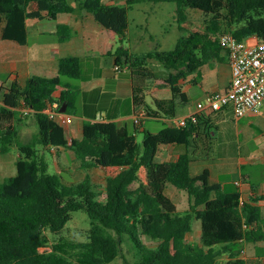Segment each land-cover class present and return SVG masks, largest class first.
Masks as SVG:
<instances>
[{"label": "trees", "instance_id": "16d2710c", "mask_svg": "<svg viewBox=\"0 0 264 264\" xmlns=\"http://www.w3.org/2000/svg\"><path fill=\"white\" fill-rule=\"evenodd\" d=\"M174 2L179 29L185 31L171 50L131 52L124 43L129 28V9L138 2ZM94 14L97 21L119 35V45L110 50L117 70L128 64L134 83V104L140 122L134 128L117 121L87 120L82 138L69 140L62 124L44 111L48 101L58 100L66 112L75 114L80 90L82 60L65 55L55 76L33 74L22 85L14 80L3 93L0 105V151H19L16 172L0 178V264H115L122 249V236L129 235L140 256L125 264H251L242 255L245 242L264 241V216L260 206L244 200L240 190H224L211 180L209 169L193 174L192 162L209 156L210 149L198 153L199 142L206 147L217 125L202 111L186 126L174 118L179 100L186 102L184 83L188 75L215 59L225 49L220 36L232 32L240 39L257 35L264 40V0H126V5L105 0H0L3 36L26 43L27 20L56 18L73 12V3ZM188 8L206 15L193 21ZM58 40L73 35L68 24H59ZM155 59L171 69L166 84L170 97L146 100L147 80L155 77L148 61ZM219 111V110H217ZM33 117L37 130L21 141L20 121ZM145 119L168 124L158 131L146 129L139 142V126ZM205 140V141H204ZM184 144L186 151L176 160L159 161L162 144ZM67 146L74 150L84 169L102 167L105 190L100 191L87 172L79 182H66L64 174L50 172L47 150ZM173 184L187 192L189 209L181 212L168 195ZM88 211L92 228L87 241L47 246L46 233L60 234L73 212ZM202 223L201 242L190 239L193 220ZM141 233L160 242L147 246ZM74 259L68 257L70 252ZM71 254V255H72Z\"/></svg>", "mask_w": 264, "mask_h": 264}, {"label": "crops", "instance_id": "0c3cea01", "mask_svg": "<svg viewBox=\"0 0 264 264\" xmlns=\"http://www.w3.org/2000/svg\"><path fill=\"white\" fill-rule=\"evenodd\" d=\"M108 3L113 4V1ZM73 5L75 6L73 12L59 13L56 18L47 16L42 19H28V38L26 43L4 38L3 24L0 25V105L3 104V93L14 80H18L22 85H25L33 74L55 76L59 73V61L62 56H81V88L76 95V109L78 112L75 114L65 112L73 117L70 123H67L62 116L58 119L64 127L69 140L82 138L84 122L87 120L117 121L121 125H127L126 121L135 120L137 115L134 104L133 78L128 74L130 67L125 64L121 65L117 70L115 57L109 55V51L116 49L120 44L119 35L115 31L102 26L95 19L94 14L87 11L80 4L74 2ZM59 24H68L72 27L73 35L69 39L58 40ZM247 38L252 43L257 41L255 35ZM130 39L131 30L128 28L123 44L131 52H134L129 43ZM221 57L222 59H215L203 65L196 71L197 75L191 74L181 81L182 83H189L190 87L194 83L201 84L202 91L201 93H195L193 101H196V105L191 107L190 110L177 115V118L186 117L195 112L197 103L203 100L208 93L225 90L230 86L232 71L226 49L221 51ZM199 77H202L201 83L199 82ZM183 89L186 92L187 100H192L191 95L193 93L189 94V90L187 91L185 87ZM149 92L151 91L147 88V101ZM162 93L165 94H153V101L155 97L171 96L167 84ZM125 105L126 108H124ZM228 107L230 106L224 107L219 111L206 109L205 113L211 115L215 122L217 115ZM184 109L185 107L182 110ZM236 119L239 120V123L234 129V140L236 141L234 153H228L227 147L224 153L220 155V158H223L220 163L229 167L231 164L234 165V172L239 175V178L234 181L236 189L233 190H240L246 201L260 206L264 216L263 136L260 137L259 141L261 142L259 144L256 143L255 148L247 143V139H250L248 132H253V125L264 129V104L258 112H250L246 116L242 118L236 117ZM34 126L36 127L35 120ZM141 129L145 131L147 128L142 126ZM158 131L160 130H154L153 132ZM243 131L244 135L242 137ZM48 150L51 152L59 151L60 161L67 168L73 167V163H75L86 174L87 172L91 174L95 169L104 171L102 167L84 169L81 161L70 147L61 146L60 150L52 147ZM185 151L186 146L184 144H162L156 159L159 161L176 160ZM208 159H212V162L208 163L205 160H200V158L194 160L192 162L193 174H200L203 170L209 169L211 180L221 183L223 189L226 190V186L221 182L220 174L216 172L221 165L215 164L217 166H213L216 158H211V155L208 156ZM245 243L249 245L251 251L250 254H247L246 250H243L242 255L249 259L251 264H264V241Z\"/></svg>", "mask_w": 264, "mask_h": 264}, {"label": "rangeland", "instance_id": "374dc122", "mask_svg": "<svg viewBox=\"0 0 264 264\" xmlns=\"http://www.w3.org/2000/svg\"><path fill=\"white\" fill-rule=\"evenodd\" d=\"M106 2H112L117 5H126V0H105ZM188 16L193 21H203L206 18V15L203 12H200L198 9L188 8ZM129 29L131 30V39L129 41L131 47L135 54H145L150 51L159 50H171L176 47L177 42L182 34L185 31L179 29L178 22L176 19V4L174 2H162V3H153V2H138L135 3L129 9ZM149 66L154 71L155 77H149L147 80V88L151 92L147 94L148 103L154 104L153 94L164 92L166 85V78L169 77L171 69L167 68L163 63L155 59H150L148 61ZM131 75V73H128ZM195 75L196 72L192 73ZM191 75V74H190ZM197 75V74H196ZM189 76V75H188ZM202 77H199V82L201 83ZM184 87L192 94V100L188 99L186 102L179 100V105L177 109V115H180L182 112L190 110L191 107L196 105V101H193L195 98V93H201V84L194 83L191 87L189 83H184ZM193 89V90H192ZM191 90V91H190ZM169 93L171 95V88H169ZM195 100V99H194ZM185 107L184 110H182ZM126 108V105L125 107ZM77 110V109H76ZM78 112V111H77ZM216 129H214L215 134L212 141L209 143L205 141L206 147L202 145V142H199L198 153H203L207 151V146L211 150L209 156L211 158H216L214 160L213 166L215 164L221 165L217 169V173L220 174L221 182L226 186V190L236 189L234 181L239 178V175L234 172V165L229 166L222 165L220 155L224 153L228 147V153H234L235 143L234 140V129L238 125V121L234 116L232 107H228L217 115ZM125 122V121H124ZM131 129L134 128L133 120L126 121ZM168 123L163 120H154V119H145L143 121V126L148 130H162L165 125ZM253 132H248L250 139H247L248 145L255 148L256 143H260V137L263 136L264 140V129H260L256 125H253ZM21 128V141H28L32 138V134L37 130V126H34L33 117H24L20 121ZM142 126H139L138 130V140L139 142L143 141L144 131L141 129ZM158 128V129H157ZM245 131V130H244ZM242 133V137L244 135ZM247 134V133H246ZM246 136V135H245ZM247 137V136H246ZM259 141V142H258ZM207 149V150H206ZM19 151L17 148H13L7 154H3L0 151V178H4L16 172V159L18 158ZM59 151L51 152L47 151V157L50 161V172L64 174L66 182H79L81 181L86 173L73 163V167L67 168L60 161V156L58 155ZM200 160H205L208 163L212 162V159L208 157L201 156ZM94 183L97 185V188L100 191L105 190V173L102 169H95L91 172ZM70 176V177H69ZM167 193L171 196L174 201L177 203L178 209L181 212H186L189 209V197L186 191L177 188L175 185L170 184L167 189ZM92 228V222L90 215L87 210L81 209L73 212L72 218L67 222L64 229L60 234H53L49 229L45 231L46 233V243L47 246L44 249L51 250L56 243H76L81 241H87L90 237V231ZM201 232H202V223L200 220H193V232L190 239L195 242H201ZM141 238L143 242L150 247L157 246L160 242L159 239H155L147 234L141 233ZM244 251L246 250L247 254H250V247L247 243L243 244ZM70 252V251H69ZM70 252L68 255L69 258L74 259L73 254ZM245 254V253H244ZM140 254L137 248L134 246L129 235L122 236V249L120 256L114 261L115 264H125V260L136 261L139 258ZM227 259V255H221L218 258L217 264H224V261Z\"/></svg>", "mask_w": 264, "mask_h": 264}, {"label": "built area", "instance_id": "2783aa9c", "mask_svg": "<svg viewBox=\"0 0 264 264\" xmlns=\"http://www.w3.org/2000/svg\"><path fill=\"white\" fill-rule=\"evenodd\" d=\"M255 37L257 41L252 43L248 38L240 39L232 32H226L220 36L221 44L229 56L232 71L231 84L225 90L208 93L197 103L196 111L189 116L175 117L174 121L178 125L186 126L190 117L196 121L198 114L206 109L217 111L232 106L237 118L260 110L264 104V40L257 35ZM61 107L60 102L54 99L48 101L44 111L53 119L58 120L62 116L67 123L72 122L73 117L62 111ZM141 115L142 113L136 115L137 123L140 122ZM53 148L56 147L53 146ZM244 200L242 199V202Z\"/></svg>", "mask_w": 264, "mask_h": 264}, {"label": "water", "instance_id": "95a60500", "mask_svg": "<svg viewBox=\"0 0 264 264\" xmlns=\"http://www.w3.org/2000/svg\"><path fill=\"white\" fill-rule=\"evenodd\" d=\"M61 110L64 111V112H66V110H67V105L64 104V105L61 107Z\"/></svg>", "mask_w": 264, "mask_h": 264}]
</instances>
